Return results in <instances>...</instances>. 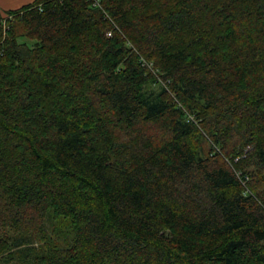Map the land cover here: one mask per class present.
<instances>
[{
	"label": "trees",
	"instance_id": "16d2710c",
	"mask_svg": "<svg viewBox=\"0 0 264 264\" xmlns=\"http://www.w3.org/2000/svg\"><path fill=\"white\" fill-rule=\"evenodd\" d=\"M98 3L0 10V264H264V0Z\"/></svg>",
	"mask_w": 264,
	"mask_h": 264
},
{
	"label": "crops",
	"instance_id": "0c3cea01",
	"mask_svg": "<svg viewBox=\"0 0 264 264\" xmlns=\"http://www.w3.org/2000/svg\"><path fill=\"white\" fill-rule=\"evenodd\" d=\"M31 2H33V0H0V5L2 7L8 8L6 9V11H8L19 9L20 7L27 5Z\"/></svg>",
	"mask_w": 264,
	"mask_h": 264
},
{
	"label": "rangeland",
	"instance_id": "374dc122",
	"mask_svg": "<svg viewBox=\"0 0 264 264\" xmlns=\"http://www.w3.org/2000/svg\"><path fill=\"white\" fill-rule=\"evenodd\" d=\"M1 6V5H0ZM6 9L8 8H5V7H0V10L2 11V16L5 17V11ZM69 223L65 220H62L60 224H58V227L62 233L63 236H65L67 233H68V230H69ZM38 244V243H37ZM36 245V244H35ZM10 264H17V262L15 260H13Z\"/></svg>",
	"mask_w": 264,
	"mask_h": 264
},
{
	"label": "built area",
	"instance_id": "2783aa9c",
	"mask_svg": "<svg viewBox=\"0 0 264 264\" xmlns=\"http://www.w3.org/2000/svg\"><path fill=\"white\" fill-rule=\"evenodd\" d=\"M93 1V5L95 6H97V5H99V3H98V0H92Z\"/></svg>",
	"mask_w": 264,
	"mask_h": 264
}]
</instances>
